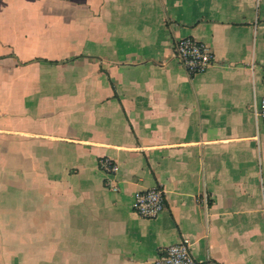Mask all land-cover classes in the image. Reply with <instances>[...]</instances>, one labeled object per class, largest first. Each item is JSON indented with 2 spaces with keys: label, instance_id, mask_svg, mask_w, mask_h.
Listing matches in <instances>:
<instances>
[{
  "label": "crops",
  "instance_id": "0c3cea01",
  "mask_svg": "<svg viewBox=\"0 0 264 264\" xmlns=\"http://www.w3.org/2000/svg\"><path fill=\"white\" fill-rule=\"evenodd\" d=\"M189 36L204 73L171 58ZM263 96L264 0H0V264H156L183 238L264 264Z\"/></svg>",
  "mask_w": 264,
  "mask_h": 264
},
{
  "label": "built area",
  "instance_id": "2783aa9c",
  "mask_svg": "<svg viewBox=\"0 0 264 264\" xmlns=\"http://www.w3.org/2000/svg\"><path fill=\"white\" fill-rule=\"evenodd\" d=\"M172 60L183 66L190 75L206 72L216 62L212 47L205 41L195 37L179 38L172 50ZM254 114L264 122V96L259 106H255ZM100 169L106 174V185L113 190L119 189L114 177L118 173V163L110 157L99 160ZM134 210L144 218H156L166 207V192L161 186L137 191L134 196ZM192 241L183 238L179 242L163 248L156 264H203L192 253Z\"/></svg>",
  "mask_w": 264,
  "mask_h": 264
}]
</instances>
